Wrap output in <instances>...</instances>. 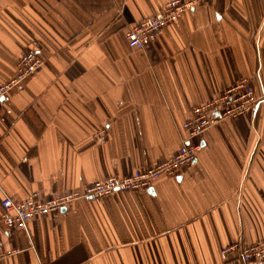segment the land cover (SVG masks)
Wrapping results in <instances>:
<instances>
[{
	"label": "crops",
	"instance_id": "1",
	"mask_svg": "<svg viewBox=\"0 0 264 264\" xmlns=\"http://www.w3.org/2000/svg\"><path fill=\"white\" fill-rule=\"evenodd\" d=\"M167 0H0V83L34 47L41 67L0 99V264H250L264 240V0H203L148 46L134 24ZM250 81L253 109L199 138L150 188L78 199L5 227L1 201L60 195L155 166L192 109ZM264 264V262L262 263Z\"/></svg>",
	"mask_w": 264,
	"mask_h": 264
},
{
	"label": "built area",
	"instance_id": "2",
	"mask_svg": "<svg viewBox=\"0 0 264 264\" xmlns=\"http://www.w3.org/2000/svg\"><path fill=\"white\" fill-rule=\"evenodd\" d=\"M203 0H167L163 8L155 15L140 20L129 28L127 44L142 49L157 38L160 31L169 23L178 20L182 14L191 10ZM43 64L34 47L29 46L18 57L14 73L5 82L0 83V99L15 87L20 86ZM253 88L247 78H238L230 87L206 103L192 109L190 119L181 124L184 132L182 143L169 157L152 167L134 170L128 176H109L95 180L79 189L60 195L41 197L31 193L23 200L5 196L1 201V221L7 228L25 230L27 223L34 217L54 213L75 200L99 198L118 191H138L150 188L161 176H176L180 170L191 164L200 149L198 138L217 122L240 116L253 109L257 102ZM238 250L245 263L262 264L264 262V240L252 245L238 246L230 244L220 250V256L226 260L229 253ZM12 250L0 248V258L13 254Z\"/></svg>",
	"mask_w": 264,
	"mask_h": 264
}]
</instances>
